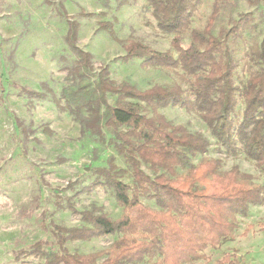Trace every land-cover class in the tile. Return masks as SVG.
<instances>
[{
  "label": "rangeland",
  "instance_id": "374dc122",
  "mask_svg": "<svg viewBox=\"0 0 264 264\" xmlns=\"http://www.w3.org/2000/svg\"><path fill=\"white\" fill-rule=\"evenodd\" d=\"M214 7V35L229 30L231 21L243 16L248 20L246 25L241 21L238 35L226 41L227 53L236 64L233 86L237 91L229 114L230 140L225 144L211 134L197 111L189 110L194 103L192 75L178 67H147L142 65L144 57L126 56L122 44L132 41L176 58L170 48L172 35L158 28L145 0H0V264H41L46 253H61V247L74 255L106 252L120 237L66 240L63 232L56 235L54 230L55 226L89 228L83 214V218H119L121 208L107 183V173L132 191L129 157L112 145L110 130L104 131L106 142L96 143L81 131L60 100L61 90L77 83L70 72L77 57L66 40L69 21L76 25L74 45L92 58V80L105 68L115 85L138 91L180 89L177 101L154 112L203 137L208 147L202 154L187 153V167L174 169L173 175L214 159L220 171L236 167L254 183L264 184V165L259 167L246 157L239 132L245 106L241 91L261 67L249 54L252 43L260 45L264 38V6L256 0H198L190 29L183 34L185 44L191 43V31L203 30ZM22 88L43 96L27 97ZM125 101L130 100L107 96L110 106ZM141 112L150 116L152 108L141 103ZM139 168L151 180L171 176L142 163ZM145 194L138 195L141 203L159 210L153 189ZM235 218L233 237L207 250L205 258L193 264H217L226 255L236 264H264V202L249 206ZM155 261V257L146 258L139 264Z\"/></svg>",
  "mask_w": 264,
  "mask_h": 264
},
{
  "label": "trees",
  "instance_id": "16d2710c",
  "mask_svg": "<svg viewBox=\"0 0 264 264\" xmlns=\"http://www.w3.org/2000/svg\"><path fill=\"white\" fill-rule=\"evenodd\" d=\"M145 2L158 28L172 35L170 48L176 58L132 41L122 44L126 56L144 57L142 65L147 67H178L184 74L192 75L195 78L194 103L189 110L198 112L218 141L229 142L232 130L229 114L237 89L233 86L236 64L227 53L226 41L230 35H238L239 24L243 21L246 25L247 16L231 21L229 30L221 29L214 35L217 16L214 7L203 30L191 31V43L185 44L183 34L190 29L198 0ZM256 2L264 6V0ZM110 36L121 44L112 34ZM75 38L76 25L69 21L66 40L77 57L70 72L77 83L63 88L60 100L78 121L81 131L96 143L106 142L104 131L110 130L112 145L129 157L132 191L130 193L126 184L107 173V183L121 208L119 218L115 221L103 215L83 218V214L82 219L88 221L89 228H54L56 235L59 231L66 235L64 240L87 241L120 235L108 251L74 255L61 247V253H46L41 264H139L154 257L156 261L150 264H193L204 259L207 250H213L233 237L236 215L244 214L249 206L264 202V184L254 183L250 175L241 173L236 167L220 171V163L214 159L190 166L183 175H173L174 169L187 167V153L202 154L208 147L203 137L172 125L154 112L156 107L177 101L182 94L180 89L152 87L138 91L125 84L115 85L105 68L92 80V58L76 48ZM249 55L260 61L261 67L249 76L241 91L245 106L239 132L246 157L261 167L264 165V38L260 45L252 43ZM20 91L27 97L43 96L24 88ZM107 96L130 101L110 106ZM141 103L151 106L150 116L142 114ZM139 163L153 170H165L171 176L151 180L142 173ZM151 188L159 210L143 205L138 198L143 192L148 196ZM104 255L105 258L100 260ZM217 264L236 263L232 256L226 255Z\"/></svg>",
  "mask_w": 264,
  "mask_h": 264
}]
</instances>
